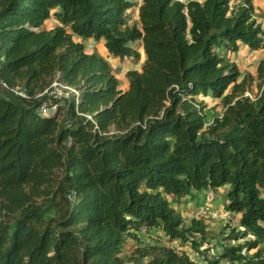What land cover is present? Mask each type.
I'll return each mask as SVG.
<instances>
[{"label": "trees", "instance_id": "16d2710c", "mask_svg": "<svg viewBox=\"0 0 264 264\" xmlns=\"http://www.w3.org/2000/svg\"><path fill=\"white\" fill-rule=\"evenodd\" d=\"M134 3L0 0V77L34 94L59 71L82 90L52 116L0 90V264H264V58L250 99L227 56L264 48L252 0H140L130 22ZM88 39L114 58L141 42L124 90ZM198 95L223 110L206 120ZM218 189L237 228L215 252L174 202Z\"/></svg>", "mask_w": 264, "mask_h": 264}, {"label": "rangeland", "instance_id": "374dc122", "mask_svg": "<svg viewBox=\"0 0 264 264\" xmlns=\"http://www.w3.org/2000/svg\"><path fill=\"white\" fill-rule=\"evenodd\" d=\"M232 3V1H231ZM255 17H257L258 19L261 20L262 23H264V12H261V14L258 13H254ZM97 47L95 46V48L92 49V51H94V49H96ZM262 52V51H261ZM96 53L100 54L97 49H96ZM226 54V52H225ZM228 56V53H227ZM264 56V51L262 53H260V57L258 58H262ZM258 59V60H260ZM257 61H255L253 58L249 59L248 61H244L240 64V77L242 78L244 76V78L246 79V83H247V88L245 90V92H249L250 94H252L254 96V94L257 93V81L255 78V73L253 72V67ZM249 66V67H248ZM251 66V68H250ZM245 67H247V69H245ZM122 71V70H121ZM243 74V75H242ZM115 76L118 80V85L119 87L121 86H125L126 88V75L125 73H123V76L120 73H115ZM239 77V78H240ZM197 99H202V96L198 95ZM201 104H204V112H205V117L206 120H210L211 117L217 113H219L220 110H223V105L221 103V101L218 100V98L216 97H207L205 96L202 99V102H200ZM199 106V105H198ZM199 108V107H198ZM197 192L200 191L199 195H197L198 193H194L193 197L190 198L188 195L182 196L181 199L176 200L174 202V206L177 209V211L183 216L184 218V223L188 224L190 218H192L194 216V212L197 211L200 208H206L208 210H213V211H225L224 207L223 209H213V208H209L207 205H204L206 202H208V197L211 198L212 195L208 194L207 196L204 194L206 190H195ZM192 190V192H195ZM216 191V192H215ZM214 192L218 195L216 198L217 199V204L221 203L225 205V201L223 198V192H220L219 190H215ZM221 197H220V195ZM199 198V202L197 203L196 200ZM206 200L205 203H203V200ZM198 200V199H197ZM201 203H203L201 205ZM200 204V206H198ZM196 206V207H195ZM203 222L205 223V229L208 237V243H203V247L204 246H213L214 251L216 252L218 250V243L219 242H223V243H230L232 245L236 244L235 240L232 239H228V236H231V230L232 228H237V224L235 223L234 225L232 224H228V223H223L221 221H218L214 218H211L209 216H203ZM140 238L142 239V241H144L145 243H153V242H163V243H168L169 245H173V246H179L180 243L177 240H173L171 242H168L165 238H159L158 235L153 231H146V232H141L140 233ZM159 238V240L157 239ZM130 246H132L131 248H133V246L135 245L134 241H129ZM264 242H261L259 244V246L262 248L263 250V256H264ZM181 248V245L179 246ZM202 247V248H203ZM190 245L189 243L186 242L185 245L182 246V249L190 252ZM129 249H125V252H128ZM191 254V253H190Z\"/></svg>", "mask_w": 264, "mask_h": 264}, {"label": "built area", "instance_id": "2783aa9c", "mask_svg": "<svg viewBox=\"0 0 264 264\" xmlns=\"http://www.w3.org/2000/svg\"><path fill=\"white\" fill-rule=\"evenodd\" d=\"M192 1V0H185ZM0 90L9 94L10 96H15L22 99L25 102H30L32 100H37V106L35 108L36 112L43 116H52L54 115L58 107L65 105L66 102L70 100L73 101L75 107L78 105L82 90L76 86L70 85L64 80H62L60 72L57 71L51 82L43 88L41 91H38L34 94H29L24 87L21 86H10L0 77ZM244 96H247L250 99H253L254 96L249 92H244ZM198 107V105H196ZM89 117L88 115H86ZM220 117V114L216 115ZM213 117V116H212ZM211 117V118H212ZM211 120V119H210ZM208 120V121H210ZM209 216L223 223H228L234 225L236 222V217L226 211H213L206 208H200L194 212V216ZM245 250L242 249L241 253H244Z\"/></svg>", "mask_w": 264, "mask_h": 264}, {"label": "crops", "instance_id": "0c3cea01", "mask_svg": "<svg viewBox=\"0 0 264 264\" xmlns=\"http://www.w3.org/2000/svg\"><path fill=\"white\" fill-rule=\"evenodd\" d=\"M132 1L135 3L132 6V8L128 11L129 17H130V22H137V7H138V4L140 3V0H132ZM252 4H253V8H254V13L261 14V12H264V0H252ZM254 18L256 19L257 23L260 25V27L263 31V34H264V23H262L260 19L255 17V15H254ZM263 38H264V36H263ZM84 44H85L86 49L89 52H92V49L95 48V46H96L97 47L96 49L100 53V55L103 56L109 62L110 67L112 68V71L115 73H120L122 76H123V73H125L127 70H130V69L139 70L144 59H145L140 41H135L132 43V48L137 52L138 57H134L133 55H131L129 57H124V58L111 57L107 53V51L105 50V48L103 46V40L94 41L92 39H88V40H84ZM96 49H94V52H96ZM261 51L263 52L264 48H261L259 50H250L245 44L240 43L238 50H236L235 52H229L228 53V58L231 62H234L237 65L239 72H240V70H241L240 64L242 62H244L245 60L248 61L251 58H253L255 61L258 62L259 61L258 59H260L258 57H260V53H262ZM262 58H264V56ZM257 62L253 63V64H255L253 67L254 73H255V67H256ZM250 68H251V66H250ZM245 69H247V67H245ZM121 89L124 90L125 86H121ZM218 190L220 192H223V198H224L225 197L224 196V190L223 191H222V189H218ZM215 192L213 190H206L204 194L206 196L208 194H210L212 196H211V198H209V197L207 198L208 202H206V203H205L206 200L204 199L203 203H205L204 205H207L209 208L221 210V209H223L224 204H221V203L217 204L216 198H218L217 197L218 195ZM194 193H198L197 195H199L200 191L199 192H197V191L192 192L193 195H194ZM219 195H220V193H219ZM221 195H220V197H221ZM190 198H192V197H190ZM197 199H194V200H196L198 203L199 198H197ZM224 200H225V198H224ZM203 203H201V205ZM198 206H200V204ZM262 242H264V240Z\"/></svg>", "mask_w": 264, "mask_h": 264}]
</instances>
